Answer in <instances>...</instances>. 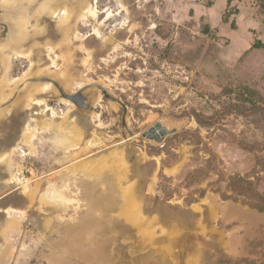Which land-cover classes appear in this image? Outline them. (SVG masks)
Masks as SVG:
<instances>
[{"label": "rangeland", "instance_id": "374dc122", "mask_svg": "<svg viewBox=\"0 0 264 264\" xmlns=\"http://www.w3.org/2000/svg\"><path fill=\"white\" fill-rule=\"evenodd\" d=\"M15 1L0 6V264H155L141 256L159 218L203 225L213 204L219 228L255 229L221 248L189 235L204 264H264V31L193 0Z\"/></svg>", "mask_w": 264, "mask_h": 264}, {"label": "crops", "instance_id": "0c3cea01", "mask_svg": "<svg viewBox=\"0 0 264 264\" xmlns=\"http://www.w3.org/2000/svg\"><path fill=\"white\" fill-rule=\"evenodd\" d=\"M202 2H204V4ZM257 2L258 0H212L209 4L208 0H193L192 7L198 10L206 9V12L210 14V18L215 17L214 20H212L213 18L211 19L215 24H228L229 20L225 18L226 11H228L229 8L235 7L234 12L231 13L232 18L230 19V27L233 28L232 30H235L237 27L236 30L241 31H264V20L258 5H256ZM205 4H208V6ZM233 38V40L239 39L238 44L240 47L248 43L250 44L249 40L245 39L244 41L243 37L240 35L238 37L237 33L233 35ZM234 43H236V41ZM226 203L227 202H225V204ZM226 205L228 207L232 206V204ZM217 209L218 206L215 204L206 209V213L203 216L204 220L206 218V222H204L203 225H201L202 216L198 213H194L193 215L195 217H193L195 222L193 221L194 225L190 228H188L179 217H175L173 221L169 222L170 224L167 225V232L164 223L166 218L165 215H162L159 220L160 224H163L160 229L163 234H160V236H158L159 238L157 237L158 239L155 238L156 241L153 243V246L156 248H152L153 250H151V252H146L144 255H142L143 252H140L142 255L141 257H152L155 260V264H204L207 251L200 248V243L192 242L190 244L189 241H187L188 236L194 235L195 231L199 234H206L207 240L205 241L207 243L211 242V245H215L217 248L232 246L233 242H235L233 240L236 239H239L241 243L243 242L242 240L247 242L251 238L249 235L255 228L252 229V225L249 221H241V227H236L238 222L235 225H229L225 229L219 228L216 218ZM224 216L227 218V215ZM221 217L222 216H220V219ZM196 235L198 237L200 236L198 234ZM250 240L252 242L253 237ZM137 255L138 254L135 256ZM142 262L143 260L139 261L138 264H142Z\"/></svg>", "mask_w": 264, "mask_h": 264}, {"label": "bare ground", "instance_id": "6f19581e", "mask_svg": "<svg viewBox=\"0 0 264 264\" xmlns=\"http://www.w3.org/2000/svg\"><path fill=\"white\" fill-rule=\"evenodd\" d=\"M21 2H23V1H21ZM19 2H16L15 0H0V6L1 7H4V8H7V7H11L12 9H14L15 10V8L16 9H20V5L18 4ZM49 5H50V3L49 2H46L45 3V6L44 7H42V8H40L39 9V12L40 13H42V12H45V11H47L48 13H53L52 15H54V16H57L58 15V13L60 12V10L63 12H66V10H67V8H66V6L65 7H63V8H61L60 10H57L56 9V7H49ZM53 5V4H52ZM38 9V8H37ZM2 10V9H1ZM62 12H61V14H62ZM7 13V12H6ZM46 13V12H45ZM81 13V16L83 17L82 18V20L83 19H85V17H88V16H96L97 15V9L95 8V7H93V6H90V5H87L86 7H85V9L83 10V12L81 11L80 12ZM60 14V15H61ZM70 14V13H69ZM67 15V14H66ZM73 15V14H72ZM22 16V15H21ZM80 16V17H81ZM23 17V16H22ZM62 17V16H61ZM65 16H63V18H64ZM17 18H19V17H14L13 18V20H15V21H12V23H13V25H18V22H16V19ZM25 18V17H24ZM23 18V21L25 22V19ZM62 18V19H63ZM66 18V17H65ZM68 18V17H67ZM70 18H71V16H70ZM69 18V19H70ZM77 18V17H76ZM79 18V17H78ZM89 18V17H88ZM6 19V18H5ZM21 19V18H20ZM87 19V18H86ZM64 20V19H63ZM67 21V20H66ZM27 22V21H26ZM21 23H22V21H21ZM60 24V23H59ZM58 24V25H59ZM57 25V26H58ZM66 25V24H65ZM62 26V23L60 24V26L59 27H61ZM18 27V26H17ZM20 27V26H19ZM64 27V26H63ZM23 30V29H22ZM28 30V29H27ZM17 34H19V33H17ZM95 34H97V35H99V31L98 30H96L95 31ZM17 38H18V36H16ZM24 37H26V36H24ZM22 38V37H21ZM18 39V40H22V39ZM104 41V40H103ZM2 44H4V43H2ZM10 48V47H9ZM1 49L3 50V47H1ZM13 50H15V49H13ZM21 52V51H20ZM23 52V51H22ZM18 54V55H20V56H22V53H19V52H16L15 51V54ZM9 58V57H8ZM10 59H8V61H9ZM5 65H6V70L8 71L9 69H10V62H5ZM12 65V64H11ZM41 71V70H40ZM40 71H38L37 72V74H42V72H40ZM45 72V71H44ZM43 72V73H44ZM27 74V73H26ZM51 74V73H50ZM60 75V74H59ZM59 75H58V77H59ZM21 78V77H20ZM19 78V80H17V82H19L21 79ZM23 78V77H22ZM60 78V77H59ZM54 79V78H53ZM54 82V81H53ZM100 82V81H99ZM55 83V82H54ZM53 83V84H54ZM101 83V84H100ZM100 83H98V84H100L102 87H104V85L102 84L103 82H100ZM53 84L50 82V83H48V85H49V87L50 88H52V86H53ZM64 84H66V83H64ZM99 85V86H100ZM62 87V86H61ZM65 87V86H64ZM68 87V86H67ZM44 88V87H43ZM45 88H46V85H45ZM55 88V87H54ZM38 89H40L39 87L38 88H36V90L38 91ZM47 89V88H46ZM45 90V89H44ZM3 91V90H2ZM65 91V90H64ZM4 92V91H3ZM90 99V100H89ZM99 98H95L93 95H91V97L90 98H88V100L91 102H95L96 103V101L98 100ZM0 100H5V98H4V96L2 97V98H0ZM65 100H66V102H71L70 101V99H68V98H65ZM98 102V101H97ZM110 103V102H109ZM113 106H115V105H113ZM49 125V124H48ZM59 130V129H58ZM59 134V133H58ZM62 140H63V138H62ZM60 141V140H59ZM73 146V145H72ZM85 146V145H84ZM74 147V146H73ZM67 148V147H66ZM1 159V158H0ZM111 165V164H110ZM103 169V168H102ZM106 170V169H105ZM114 172V171H113ZM103 175H104V173H103ZM111 178V177H110ZM155 179V178H154ZM57 198V197H56ZM132 200V199H131ZM140 210V209H139ZM144 214V213H143ZM131 218V217H130ZM129 218V219H130ZM111 224H113V223H111ZM75 235V234H74ZM75 239V238H74ZM77 240V239H76ZM75 242V241H74Z\"/></svg>", "mask_w": 264, "mask_h": 264}, {"label": "trees", "instance_id": "16d2710c", "mask_svg": "<svg viewBox=\"0 0 264 264\" xmlns=\"http://www.w3.org/2000/svg\"><path fill=\"white\" fill-rule=\"evenodd\" d=\"M259 6H260V13H261V15H262V17H263V20H264V0H259ZM263 46V44L260 42V41H258V42H256L255 43V47H262ZM243 89H245V90H243V92H242V96L245 98V99H247L248 101H251L253 104H255L256 103V98H254L255 97V91L254 90H251L250 88H248V87H244ZM245 95H247V96H245ZM258 98L260 99V100H263V98H260L259 96H258ZM234 178L232 179V184L235 186V182H234ZM247 183H252V182H250V181H247ZM236 187V186H235ZM239 193H241V192H239ZM255 206H257L258 208H259V210H263L264 211V206H260L259 204H255Z\"/></svg>", "mask_w": 264, "mask_h": 264}, {"label": "water", "instance_id": "95a60500", "mask_svg": "<svg viewBox=\"0 0 264 264\" xmlns=\"http://www.w3.org/2000/svg\"><path fill=\"white\" fill-rule=\"evenodd\" d=\"M99 87H100L101 90H103L105 92L106 96H109L108 92H106V89L104 87H102V86H99ZM66 97L69 98V99H71V100H73L78 105L84 103V97H83V95H82L81 92H79V93H77L75 95L66 94ZM151 131L153 132V134H154V136L156 138L159 137L158 134H155L154 133V131H155L154 128H152Z\"/></svg>", "mask_w": 264, "mask_h": 264}]
</instances>
